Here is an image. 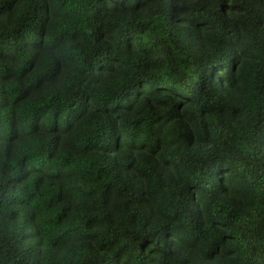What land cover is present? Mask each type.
Instances as JSON below:
<instances>
[{"label":"trees","instance_id":"1","mask_svg":"<svg viewBox=\"0 0 264 264\" xmlns=\"http://www.w3.org/2000/svg\"><path fill=\"white\" fill-rule=\"evenodd\" d=\"M183 3L173 0L163 9V26L154 30L144 15L121 28L123 13L111 0H59L58 18L73 29L57 35L61 45L91 46L88 70L110 58L107 71L134 72L127 89L142 90L119 109L126 130L116 126L107 101L69 129L72 143L61 150L65 163L76 165L71 171L60 166L17 192L24 182L21 163L0 183V223L15 227L10 252L19 264H33L34 245L44 249L61 235L75 239L70 226L82 210L85 233L96 220L109 235L99 251L84 241L75 253L80 264H200L197 249L208 264H264V0L249 23L229 20L228 11L240 7L232 0H210L199 10L185 6L191 30H175L170 17ZM101 25L108 37L103 42ZM53 31L51 0H0V130L10 142L21 139L38 112L50 118L33 127L35 133L46 134L47 124L56 128L55 97L30 105L27 113L18 109L29 96L59 89L60 81L30 93L16 75L30 74L35 60L46 63ZM130 33L140 37L142 56L137 41L129 43ZM149 72L159 76L155 88L145 78ZM197 134L202 145L215 141L207 159L196 151ZM14 152L15 143L9 159ZM72 179L83 187L72 190ZM177 231L188 251L169 256L167 237Z\"/></svg>","mask_w":264,"mask_h":264},{"label":"clouds","instance_id":"2","mask_svg":"<svg viewBox=\"0 0 264 264\" xmlns=\"http://www.w3.org/2000/svg\"><path fill=\"white\" fill-rule=\"evenodd\" d=\"M210 0H184L181 8H178L171 14L170 24L175 30L189 29L191 30V20L185 17L184 7L199 10L200 7L208 4ZM234 4L240 7L238 10L228 11L227 16L230 21L249 23L254 21L259 15L258 0H232ZM54 15V31L49 33V44L44 55L46 63L40 65L38 60L34 61L35 69L30 74L22 75L17 72L19 79L23 80L29 87V91L36 92L46 84H50L57 80L60 81V88L55 89L49 87L43 97L29 96L25 101H21L19 111L27 113L30 105H41L43 103H52V98L55 97L54 111L56 118V128L53 130L50 124H47V133L38 135L33 131V127L39 129L42 122L50 118V113L38 112L34 124L29 119L22 130L21 139L19 141L10 142L6 132L0 130V183H3L15 175L14 169L18 164L24 167L23 183H18L17 192L23 191L30 184L31 179L37 175L47 176L55 172L60 166H64L66 171H71L75 168V164H66V152L61 150L64 146L72 143V133L69 129H74V125L83 123L82 118H88V113L93 110L98 102L107 101V109L113 113L116 126L121 130L127 129V124L123 116L119 114V109L125 106L126 101H134L137 93L142 89L140 85H136L134 90L127 89V83L133 79L134 72L107 71V65L112 63L111 59H105L100 65H94L91 70L87 69L85 61L92 54L91 46L82 48L78 42H73L67 47H63L57 35L63 33L71 35L73 29L69 28L67 23L58 18L56 8L59 0H51ZM112 5L119 8L123 13L120 17L121 28H128L132 22H140L138 17L141 15L147 16L151 22L153 29L158 30L163 26L162 10L173 4V0H153L149 4V0H111ZM137 9L140 11L138 12ZM7 11V9H5ZM115 22V21H113ZM99 35L103 40L108 39L104 31V26L101 25ZM129 43L133 40L137 41V56H142L140 51L139 40L137 33H130ZM126 55V54H124ZM110 57V53H109ZM136 59V56L131 58ZM71 61V65H67L64 61ZM122 63L125 61L122 60ZM132 63L127 64V68H132ZM103 69V70H102ZM145 78L155 88L159 84V76L156 73L149 72ZM126 92V95H122ZM151 96L145 97V103ZM78 105V107H76ZM42 106V105H41ZM63 120H67V127H63ZM195 131V130H194ZM196 140V151L199 155L207 159V156L215 150V141L213 143L203 144L197 134L194 136ZM15 143V152L11 159L8 158L9 149ZM203 148V150H201ZM51 151L53 159H48V152ZM115 154V153H114ZM159 159V157H157ZM7 169V171H6ZM70 187L74 191H78L83 185L77 179H72ZM49 191H52L49 188ZM196 195V189H193V196ZM81 202L83 197L80 198ZM86 213L82 210L80 220L85 219ZM77 220L73 223L71 231L76 233V238L73 240L65 239L64 235L56 237L53 244L41 249L39 245H34L31 248V253H35L33 264H80L79 256L75 253L79 250L84 241L96 246L99 251L101 247L102 237L108 236L106 228L101 226L97 228L99 221L93 220L89 225L93 229L92 233H85L83 225ZM23 223V218L18 222ZM65 233L69 229L64 230ZM172 232V229L168 230ZM15 227L0 223V264H19V257L15 254V250L10 252V248L16 243L14 240ZM166 234H162L165 236ZM182 231L175 232L174 235L167 237L169 246V256L173 252L181 253L188 251L183 244ZM117 242H120L117 240ZM198 243V241L194 242ZM200 264H208L204 259L201 250ZM42 252V254H41Z\"/></svg>","mask_w":264,"mask_h":264}]
</instances>
